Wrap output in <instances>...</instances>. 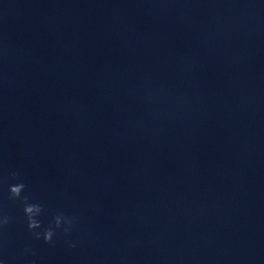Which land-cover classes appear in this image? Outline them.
Wrapping results in <instances>:
<instances>
[{
	"label": "clouds",
	"instance_id": "1",
	"mask_svg": "<svg viewBox=\"0 0 264 264\" xmlns=\"http://www.w3.org/2000/svg\"><path fill=\"white\" fill-rule=\"evenodd\" d=\"M14 177L17 175L16 173L12 174ZM25 185L23 183H17L11 185L9 188L10 197L12 199H19L21 198V193L23 192ZM24 203V213L27 217L28 221V229L32 231L35 235L36 239H40L41 236L46 244H51L53 242V237L56 235V229H60L62 223L67 224L69 227L63 229L64 233H68L70 231V227L72 224V220L63 214H57L54 217L53 225H50L48 228L44 229L43 232H36V229L41 228V223L37 219V217L42 212V207L39 204L28 203L27 197L23 198ZM8 219L5 217L4 219L0 220V226L8 224ZM69 247L75 248V244H70Z\"/></svg>",
	"mask_w": 264,
	"mask_h": 264
}]
</instances>
